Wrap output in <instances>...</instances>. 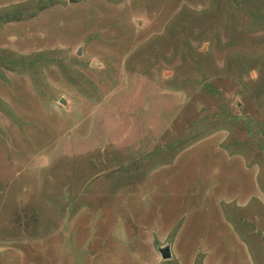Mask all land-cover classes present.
I'll return each instance as SVG.
<instances>
[{"label": "rangeland", "instance_id": "rangeland-1", "mask_svg": "<svg viewBox=\"0 0 264 264\" xmlns=\"http://www.w3.org/2000/svg\"><path fill=\"white\" fill-rule=\"evenodd\" d=\"M0 264H264V0H0Z\"/></svg>", "mask_w": 264, "mask_h": 264}, {"label": "water", "instance_id": "water-1", "mask_svg": "<svg viewBox=\"0 0 264 264\" xmlns=\"http://www.w3.org/2000/svg\"><path fill=\"white\" fill-rule=\"evenodd\" d=\"M69 1H72V0H69ZM80 53V50H78V54ZM96 62H92V66L95 64ZM97 64V63H96ZM98 65V64H97ZM60 103L64 104V100L61 99L60 100ZM159 253H160V257L163 259V260H168L171 258V252H170V248L169 246H165L163 248H159L158 249Z\"/></svg>", "mask_w": 264, "mask_h": 264}]
</instances>
